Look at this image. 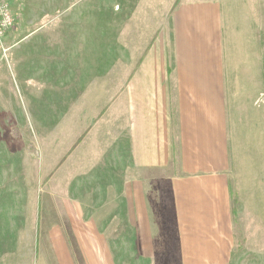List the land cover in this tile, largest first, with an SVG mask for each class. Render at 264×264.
Returning <instances> with one entry per match:
<instances>
[{
    "label": "crops",
    "instance_id": "1",
    "mask_svg": "<svg viewBox=\"0 0 264 264\" xmlns=\"http://www.w3.org/2000/svg\"><path fill=\"white\" fill-rule=\"evenodd\" d=\"M254 1L133 0L124 16L119 8L95 16L100 58L73 45L66 68H55L68 87L83 88L70 101V183L82 174L74 167L121 169L134 255L147 264L243 262L250 237L264 262V34L254 29ZM77 7L67 10L75 42ZM111 22L115 46L102 39ZM81 38L89 41L87 26ZM70 190L69 262L119 264L103 227L112 204L91 213L73 194L78 186Z\"/></svg>",
    "mask_w": 264,
    "mask_h": 264
},
{
    "label": "rangeland",
    "instance_id": "2",
    "mask_svg": "<svg viewBox=\"0 0 264 264\" xmlns=\"http://www.w3.org/2000/svg\"><path fill=\"white\" fill-rule=\"evenodd\" d=\"M69 2L78 4L74 10L78 9V17L82 18L76 28L77 34L79 27L81 29L77 44L68 35ZM132 2L0 0V7H6L12 18L11 26L0 38V264H8L15 256L23 259L14 258V263L10 264H25L26 261L40 264V260L45 264H83L68 260L69 252L72 249L75 252V245L69 246L68 236L72 185L78 186L73 194L91 213L95 208L100 213L103 205L106 208L112 204L113 210L103 227L118 252L119 264H145L134 255L118 194L121 169L106 166L104 162L102 166L106 167L93 175L92 165L79 170L74 167L73 175L82 174L76 178L79 181L70 183L68 155L70 147H75L74 135L70 134V101L83 88L68 87V81L63 80V76L59 79L55 73L58 63L65 68L68 65L69 48L73 45L80 53L87 45L90 47L88 57L94 61L100 58L103 42L93 40L91 34L95 16L116 14L118 8L124 16L132 10ZM250 9L259 14L254 29L261 36L264 18L260 14L263 12L264 17V0H255ZM85 10H88L87 15L82 17ZM85 26L89 30V41L81 38ZM114 26L115 22H111L110 33L102 36L110 45L115 41ZM127 144L126 138H122L118 149L119 161L124 162L125 170L130 163ZM87 154L90 158L91 151ZM82 158H86L85 152ZM250 243H255V238L250 237L249 246L245 248L248 256L235 264H264ZM11 254L18 255L8 257Z\"/></svg>",
    "mask_w": 264,
    "mask_h": 264
},
{
    "label": "built area",
    "instance_id": "3",
    "mask_svg": "<svg viewBox=\"0 0 264 264\" xmlns=\"http://www.w3.org/2000/svg\"><path fill=\"white\" fill-rule=\"evenodd\" d=\"M12 24V18L9 10L2 6L0 7V38L4 31L7 30Z\"/></svg>",
    "mask_w": 264,
    "mask_h": 264
},
{
    "label": "trees",
    "instance_id": "4",
    "mask_svg": "<svg viewBox=\"0 0 264 264\" xmlns=\"http://www.w3.org/2000/svg\"><path fill=\"white\" fill-rule=\"evenodd\" d=\"M118 252H117V250H115V255L117 256L118 254H117ZM145 262V261H144ZM145 264H147L146 262H145Z\"/></svg>",
    "mask_w": 264,
    "mask_h": 264
}]
</instances>
